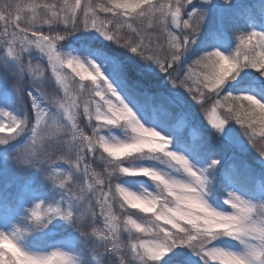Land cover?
Listing matches in <instances>:
<instances>
[{"label": "snow or ice", "instance_id": "6c2138e0", "mask_svg": "<svg viewBox=\"0 0 264 264\" xmlns=\"http://www.w3.org/2000/svg\"><path fill=\"white\" fill-rule=\"evenodd\" d=\"M206 96L209 134L187 137ZM0 146L36 177L0 188V264H264V0L5 3Z\"/></svg>", "mask_w": 264, "mask_h": 264}, {"label": "rangeland", "instance_id": "374dc122", "mask_svg": "<svg viewBox=\"0 0 264 264\" xmlns=\"http://www.w3.org/2000/svg\"><path fill=\"white\" fill-rule=\"evenodd\" d=\"M251 0H231L233 3H244V2H250ZM257 0H252L251 2H255ZM261 0H259L260 2ZM201 2V0L198 1V3ZM217 4H225L227 3V0H215ZM73 47H75L74 44H72ZM35 57V54H34ZM40 63L41 67L45 70L44 78L42 80H35L33 81L31 77H29V82L33 83L35 87L40 89L45 95L53 98H59L62 96V88L60 84L56 80V76L51 73V69L49 66H47L43 61H40L35 58V61H33V64ZM70 71V70H67ZM66 74V73H62ZM78 79V78H77ZM87 83V82H85ZM211 111L208 114V124L211 127ZM217 115L220 118H223L220 113L217 110ZM6 121V118H5ZM184 132H188L190 137L198 138L200 131L196 127H192L191 125H186L183 129ZM4 146H0V188H2L4 185H8L7 191L9 193V201L11 203L15 202V197L19 191L20 185L24 184L27 181H35L36 177H34L31 173H22L18 171L14 163L11 159H9V153L5 152ZM225 151V150H224ZM229 155V154H227ZM144 179V178H141ZM140 179V180H141ZM138 187V186H137ZM151 190V189H150ZM130 212L134 213V218H144L147 217L149 214L140 213L139 210L136 209H129ZM149 237H145L147 239ZM121 240H126V234L121 233ZM95 247V245H94ZM96 251L99 253L98 256H95L94 258V264H105V261L103 260V257L105 255L104 250L102 248H96ZM111 257V256H110ZM113 257L111 259L107 260L108 264H111Z\"/></svg>", "mask_w": 264, "mask_h": 264}, {"label": "trees", "instance_id": "16d2710c", "mask_svg": "<svg viewBox=\"0 0 264 264\" xmlns=\"http://www.w3.org/2000/svg\"><path fill=\"white\" fill-rule=\"evenodd\" d=\"M199 0H197L198 2ZM252 1V0H251ZM244 2V3H233L232 4L234 6H240V7H259V0L255 1V2ZM25 0H0V6H3L5 3H24ZM100 2H105V0H94V3H100ZM216 27L215 24V18H213L212 20H210L207 24L206 30L207 31H211ZM225 30L231 35L232 40L235 42L238 38V36L244 32L246 29L243 26V23L241 22L240 25L234 26L233 24H226L225 25ZM124 31H127V29H125ZM71 39V38H70ZM100 42L98 41L97 44H99ZM72 44H74L75 46H77V43L75 41L72 42ZM234 46V45H233ZM33 61H35V57L33 59ZM212 103V100L210 99V97L206 96L205 97V108H208V111H205L204 108H202L198 103H196L195 101H192V105H191V111L193 113H195V117L194 119L191 121V125H195V127L201 132H204L205 135H208V131L207 129L210 128L209 124H208V114L211 111L210 110V105ZM218 112L220 113V115L223 117V114L226 112V107L225 108H218L217 109ZM174 112L179 113L181 111V109L176 108L173 109ZM83 126V125H82ZM236 128H240L239 125H236ZM185 136L190 137V135L188 134V132H184ZM241 135H243V130L241 129ZM225 154H230V152L228 150L225 149ZM244 159H246L248 161V163L250 165H252L254 168H256L257 170L259 169V161L256 158V154L252 151H249L244 157ZM93 167H97V165H93ZM97 170H99V168L97 167ZM24 173V172H22ZM132 180H140L141 178H130ZM111 259L110 256H105L103 257V260H109Z\"/></svg>", "mask_w": 264, "mask_h": 264}]
</instances>
